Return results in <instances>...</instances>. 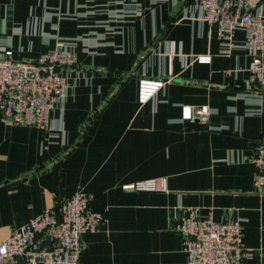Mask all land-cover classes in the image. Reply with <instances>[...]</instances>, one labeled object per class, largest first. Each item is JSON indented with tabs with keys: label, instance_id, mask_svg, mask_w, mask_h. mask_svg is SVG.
<instances>
[{
	"label": "crops",
	"instance_id": "0c3cea01",
	"mask_svg": "<svg viewBox=\"0 0 264 264\" xmlns=\"http://www.w3.org/2000/svg\"><path fill=\"white\" fill-rule=\"evenodd\" d=\"M58 38L78 64L62 69L69 90L52 127L0 109V243L85 189L105 219L83 235V264H187L176 226L191 208L240 219L245 264H264V192L250 161L264 91L245 84V31L219 38L194 0H0V55L36 60ZM144 79L163 82L146 101ZM186 105H208L210 121L184 119ZM148 178L168 191L124 188Z\"/></svg>",
	"mask_w": 264,
	"mask_h": 264
},
{
	"label": "built area",
	"instance_id": "2783aa9c",
	"mask_svg": "<svg viewBox=\"0 0 264 264\" xmlns=\"http://www.w3.org/2000/svg\"><path fill=\"white\" fill-rule=\"evenodd\" d=\"M194 3L219 38L232 42L237 30L245 31V46L252 56L250 78L245 84L264 91V0H194ZM198 59L210 61L211 55ZM77 64V55L62 38L36 60L16 59L13 50L6 49L0 55V109L15 124L39 129L52 127V112L64 103L69 90L68 76L62 69ZM162 84L141 80L140 100H148ZM182 116L208 123L211 110L208 105L194 109L186 105ZM250 161L256 169L255 188L264 192V134L257 138ZM124 188L168 191L161 178L135 181ZM95 197L93 192L79 189L60 205L51 206L25 225L13 228L0 243V264H83V235L94 232L105 219L102 212L91 209ZM176 229L184 237L187 264H245L246 258L253 254L245 243L240 219L218 221L212 215L199 218L198 210L191 208ZM48 237L56 241L41 248Z\"/></svg>",
	"mask_w": 264,
	"mask_h": 264
},
{
	"label": "water",
	"instance_id": "95a60500",
	"mask_svg": "<svg viewBox=\"0 0 264 264\" xmlns=\"http://www.w3.org/2000/svg\"><path fill=\"white\" fill-rule=\"evenodd\" d=\"M56 241V238H50V237H48L46 240H44L42 243H41V248L44 246V245H46V244H48L49 246H52L53 245V242H55Z\"/></svg>",
	"mask_w": 264,
	"mask_h": 264
}]
</instances>
